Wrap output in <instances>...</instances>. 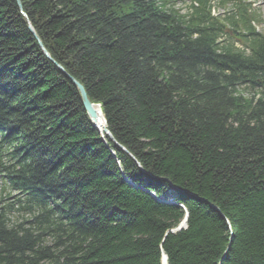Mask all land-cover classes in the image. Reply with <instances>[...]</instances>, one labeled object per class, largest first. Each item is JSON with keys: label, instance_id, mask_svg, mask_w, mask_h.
Wrapping results in <instances>:
<instances>
[{"label": "trees", "instance_id": "obj_1", "mask_svg": "<svg viewBox=\"0 0 264 264\" xmlns=\"http://www.w3.org/2000/svg\"><path fill=\"white\" fill-rule=\"evenodd\" d=\"M20 1L29 23L0 0V177L22 208L0 220V264H264L259 20L240 10L237 48L199 7Z\"/></svg>", "mask_w": 264, "mask_h": 264}, {"label": "bare ground", "instance_id": "obj_2", "mask_svg": "<svg viewBox=\"0 0 264 264\" xmlns=\"http://www.w3.org/2000/svg\"><path fill=\"white\" fill-rule=\"evenodd\" d=\"M17 1V0H16ZM17 4L19 6V9H20V12H21V15L24 17V19L26 20L27 23H29L28 21V18H27V15L26 13L23 11V8H22V5H21V1L18 0L17 1ZM29 30L31 31V33L36 36V40H37V43L39 45V43L42 44V46L44 47L43 45V42L42 40L40 39V37L37 35V33L33 30L32 26L29 25ZM40 46V45H39ZM41 48V47H40ZM45 48V47H44ZM46 49V48H45ZM47 51V50H46ZM49 54V53H48ZM51 61V60H50ZM52 63H54L57 67H58V63H56L54 60L51 61ZM60 66V65H59ZM61 67V68H60ZM58 67L60 69V71H62L64 74L67 75V77L72 81V80H76L75 78L71 77L70 75H68V73L66 72V70L60 66ZM77 81V80H76ZM80 83V82H79ZM74 84V83H73ZM81 84V83H80ZM75 85V84H74ZM82 85V84H81ZM76 86V85H75ZM83 86V85H82ZM77 88V87H76ZM84 88V87H83ZM78 89V88H77ZM85 90V89H84ZM86 92V91H85ZM87 94V93H86ZM81 103H82V100H81ZM82 106L86 112V116L89 117L90 121H91V118H90V114L88 113V111L86 110V108L84 107L83 103H82ZM93 110L96 112V120H95V123L93 121H91L92 125L98 129V130H101L103 133H105V129H106V124L104 122V115H103V112L100 108V106L98 107V104H95L93 106ZM96 125L98 127H96ZM108 133H109V130H107ZM110 134V133H109ZM108 136V135H107ZM111 136V135H110ZM112 139V138H111ZM118 144V143H117ZM119 145V144H118ZM124 151L126 153H129L125 148H123ZM7 185V179H4V178H0V188L3 189L4 191L7 190V194H3L0 192V220L3 219L5 221H8L9 220V215L7 214L9 211H12L13 213L15 212H20L21 211V207H18L17 205H21V204H18L21 200H19V198L16 196L15 198H13V195L11 194V192L7 189L6 187ZM153 196H155L153 194ZM12 221L14 219H11ZM12 223V222H11ZM163 264H165L163 262Z\"/></svg>", "mask_w": 264, "mask_h": 264}, {"label": "water", "instance_id": "obj_3", "mask_svg": "<svg viewBox=\"0 0 264 264\" xmlns=\"http://www.w3.org/2000/svg\"><path fill=\"white\" fill-rule=\"evenodd\" d=\"M18 1V0H17ZM32 31V30H31ZM36 37V36H35ZM37 38V37H36ZM39 45H40V47H41V49H42V51L44 52V54H45V56L49 59V60H51V61H53V59L50 57V55L48 54V52L46 51V49L42 46V44L41 43H39ZM58 67H60L59 65H58ZM61 68V67H60ZM72 82L76 85V87L78 88V91H79V94H80V98H81V100H82V103H83V105H84V107L86 108V110L88 111V113L90 114V118H91V120L95 123V120H96V112L93 110V106L95 105V104H93L90 100H89V98H88V96H87V94H86V92H85V90H84V88H83V86L78 82V81H76V80H72ZM98 107H99V105H98ZM96 124V123H95ZM96 127H98L97 125H96ZM105 133L111 138V136H110V134L108 133V131H107V129H105ZM185 221H184V223L180 226V227H178V230L180 231L182 228H184L185 226H187V224H186V218L184 219ZM176 231V230H175ZM163 258H164V263L165 264H167V257H166V255H164L163 256Z\"/></svg>", "mask_w": 264, "mask_h": 264}, {"label": "rangeland", "instance_id": "obj_4", "mask_svg": "<svg viewBox=\"0 0 264 264\" xmlns=\"http://www.w3.org/2000/svg\"><path fill=\"white\" fill-rule=\"evenodd\" d=\"M168 2V7H170L171 9H175V10H179L181 11L182 13L186 11L187 7H188V4L189 2L187 0L185 1H182V0H169L167 1ZM255 2H257L258 4H260V7H261V14H264V0H255ZM48 52V51H47ZM44 53V52H43ZM1 178V177H0ZM176 189V187H174ZM0 192L3 193V194H7V190H3L0 188ZM174 194V192H169V197H171L172 195ZM169 203H172V202H169ZM187 219V216L185 217ZM184 218V219H185ZM182 220V222L178 225V227H180L185 220ZM186 224H187V220H186ZM178 227H176L175 229L171 230V233H175V232H179L178 230ZM187 226H185L184 228H182L181 230H184L186 229ZM176 230V231H175ZM180 230V231H181ZM165 254H163L164 256ZM163 263V261H162Z\"/></svg>", "mask_w": 264, "mask_h": 264}]
</instances>
